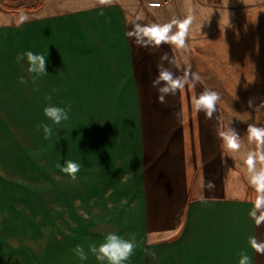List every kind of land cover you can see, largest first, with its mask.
Here are the masks:
<instances>
[{
  "label": "crops",
  "instance_id": "crops-1",
  "mask_svg": "<svg viewBox=\"0 0 264 264\" xmlns=\"http://www.w3.org/2000/svg\"><path fill=\"white\" fill-rule=\"evenodd\" d=\"M37 1L9 3L31 7ZM181 10L166 4L148 12L135 0H44L34 12L0 8V104H94L96 123L101 113L104 125L124 126V133H110L111 157L117 145L119 156L134 158L137 195L126 204L124 218L131 229H94L84 235L78 245L88 258H79L78 264H107L89 246H99L109 233L135 244L124 264H239L241 253L250 257V264H264V255L249 242L250 237L264 242V223L257 226L250 216L255 200L230 197L224 187L226 153L218 133L226 121L225 108L216 105L218 124L209 134L210 119L196 111L192 117L188 93L177 91L166 103L158 102L152 85L158 65L179 76L183 63L189 69L192 58L183 56L175 43L141 47L139 53L128 36L136 24L172 23ZM146 13H161L162 18L149 23ZM27 52L47 57L46 74L28 72L27 57L18 59ZM164 54L179 63L180 73L161 60ZM5 131L0 124V134ZM209 182L215 187L209 189ZM5 245V231L0 230L2 252ZM0 264H5L4 257Z\"/></svg>",
  "mask_w": 264,
  "mask_h": 264
},
{
  "label": "rangeland",
  "instance_id": "rangeland-1",
  "mask_svg": "<svg viewBox=\"0 0 264 264\" xmlns=\"http://www.w3.org/2000/svg\"><path fill=\"white\" fill-rule=\"evenodd\" d=\"M148 1L159 0H135V4L148 11ZM160 1L183 8L174 14L177 19L169 35L191 20L179 48L183 56L190 55V70L195 72V66L201 79L198 95L195 87L188 86L182 93L193 101L205 89L217 92V104L227 114L223 131L234 128L240 136L236 151L222 140L226 193L254 201L257 193L246 160L249 152L258 149L250 142L247 127L253 123L264 127V108L257 112L249 108L248 100L255 98L254 106L264 101V0ZM159 16L146 13V22L156 23ZM234 95L239 99L233 100ZM62 105L68 119L56 125L44 109ZM191 111L193 117L192 105ZM202 113L197 112L200 118ZM216 115L206 122L209 134L218 124ZM102 117L98 114L95 122L94 104H0V124L7 130L0 134L5 136L0 138V230L6 236L0 259L4 257L5 264H78L74 249L84 235L94 229H131L124 218L126 204L137 195L134 158L119 156L117 145L111 157L110 133L120 134L124 126L104 125ZM41 124L52 128L50 136L38 127ZM114 138L119 142L120 135ZM69 160L81 165L75 180L58 167ZM261 166L258 162L257 168Z\"/></svg>",
  "mask_w": 264,
  "mask_h": 264
},
{
  "label": "clouds",
  "instance_id": "clouds-1",
  "mask_svg": "<svg viewBox=\"0 0 264 264\" xmlns=\"http://www.w3.org/2000/svg\"><path fill=\"white\" fill-rule=\"evenodd\" d=\"M191 20H186L180 23V32L169 35L173 24L176 21L168 24H152L142 26L136 24L134 29L128 32L130 38H134L135 43L141 47H158L163 43H175L177 46H184V37L188 31V25ZM259 52L258 47L256 48ZM27 57L28 72L32 74H46V59L43 54H34L27 52L20 54L18 59H24ZM162 61H168L170 64L180 68L179 63L175 59H169L167 54L161 56ZM200 76L189 69L183 70V75L177 76L168 68H165L163 64L158 65V76L152 81L153 87L158 91V102L166 103V97L169 95H175L177 91H183L185 86L189 88L195 87V84L200 81ZM50 99V98H49ZM239 97L234 95L233 100H238ZM254 99L249 98L248 106L259 112L261 108H264V101H261L259 105L254 106ZM220 100V95L210 89H205L197 98L192 101L193 110L196 112L203 111L208 119H212L216 112V105ZM44 114L56 125H59L62 121L68 119V112L63 108L55 106H47L44 109ZM38 127H42L45 136L48 137L52 134V128L47 124H41ZM247 132L250 142H254L257 146V151L249 152L246 160L248 172L250 174V183L254 186L257 193L254 208L250 212V216L255 220L257 226L264 223V127L257 126L256 123L249 124ZM219 137L223 140L228 149L236 151L241 147L240 136L234 128H229L226 131H220ZM262 166L257 168V163ZM61 171L66 173L75 180L76 174L79 172L81 165L74 161H66L65 166H59ZM215 185L212 182L208 183V188H214ZM249 242L251 248L255 250L257 254L264 255V242H259L255 237H250ZM135 244L131 240H125L121 236L109 233L106 235L104 242L99 246L90 245L89 252L93 254L98 261L107 262V264H124L125 261L133 254ZM75 254L81 259L86 260L88 254L84 251L83 247L77 246L74 249ZM239 264H250V257L247 254L241 253Z\"/></svg>",
  "mask_w": 264,
  "mask_h": 264
},
{
  "label": "trees",
  "instance_id": "trees-1",
  "mask_svg": "<svg viewBox=\"0 0 264 264\" xmlns=\"http://www.w3.org/2000/svg\"><path fill=\"white\" fill-rule=\"evenodd\" d=\"M44 0H38L34 6L25 7V6H14L9 3V0H0V8L4 11L10 13L16 12H34L41 9Z\"/></svg>",
  "mask_w": 264,
  "mask_h": 264
},
{
  "label": "built area",
  "instance_id": "built-area-1",
  "mask_svg": "<svg viewBox=\"0 0 264 264\" xmlns=\"http://www.w3.org/2000/svg\"><path fill=\"white\" fill-rule=\"evenodd\" d=\"M167 2H161V1H152V2H148V5L150 7H161L162 5L166 4Z\"/></svg>",
  "mask_w": 264,
  "mask_h": 264
}]
</instances>
